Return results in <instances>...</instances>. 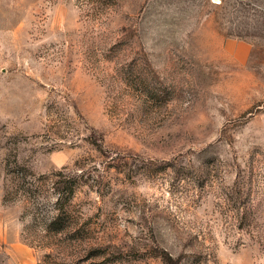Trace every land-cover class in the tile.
<instances>
[{
    "label": "rangeland",
    "instance_id": "rangeland-1",
    "mask_svg": "<svg viewBox=\"0 0 264 264\" xmlns=\"http://www.w3.org/2000/svg\"><path fill=\"white\" fill-rule=\"evenodd\" d=\"M163 251L264 264V0H0V264Z\"/></svg>",
    "mask_w": 264,
    "mask_h": 264
},
{
    "label": "trees",
    "instance_id": "trees-1",
    "mask_svg": "<svg viewBox=\"0 0 264 264\" xmlns=\"http://www.w3.org/2000/svg\"><path fill=\"white\" fill-rule=\"evenodd\" d=\"M58 175H60L63 180H58L56 184L57 198L55 204L57 213L46 225L47 231L52 233H59L71 227L72 220L69 216L67 206L73 199L77 186V179L75 177L65 176L61 172H59ZM161 255L166 264H179V259H175L166 251H163Z\"/></svg>",
    "mask_w": 264,
    "mask_h": 264
}]
</instances>
